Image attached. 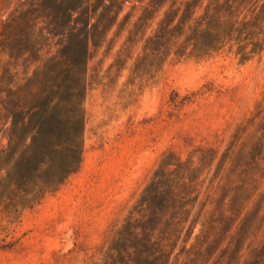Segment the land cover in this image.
<instances>
[{"label": "rangeland", "instance_id": "374dc122", "mask_svg": "<svg viewBox=\"0 0 264 264\" xmlns=\"http://www.w3.org/2000/svg\"><path fill=\"white\" fill-rule=\"evenodd\" d=\"M23 2L0 0V19L19 11L31 17ZM130 6L131 1H126L116 22ZM36 20L14 26L13 48L0 42V88L14 89L26 107L34 92L56 95L47 70L55 67L56 72L67 74L72 68L68 54L75 45L70 37H41L50 19ZM129 26L117 35L114 24L96 45L90 43L82 138L77 140L68 124V129L48 140L45 154L34 157L25 149L14 154L13 148L4 153L0 182L6 183L14 169L5 161L17 159L25 173H35V163L48 159L43 170L54 171L81 146L78 168L37 202L16 206L0 202V264H93L104 258L111 262L106 250L115 244L114 231L140 196L162 153L173 150L186 157L197 145L221 150L236 124L250 116L263 98L264 49L244 62L227 47L204 59L168 57L163 61L142 50L141 34L124 43ZM1 28L0 22V32ZM36 69L41 73L36 74ZM59 95L65 99L68 94ZM42 97L39 101L46 99ZM59 102L52 112L55 115L63 110L64 103ZM10 127L11 117L7 119L0 98V150L8 146ZM18 135L15 143L24 138L30 141L27 128L21 131L22 138ZM198 230L199 225L186 248ZM252 238L248 236L231 254L237 240L228 235L208 261L195 250L187 254L184 249L174 264H264V230L249 243ZM181 247L180 242L175 251Z\"/></svg>", "mask_w": 264, "mask_h": 264}, {"label": "trees", "instance_id": "16d2710c", "mask_svg": "<svg viewBox=\"0 0 264 264\" xmlns=\"http://www.w3.org/2000/svg\"><path fill=\"white\" fill-rule=\"evenodd\" d=\"M126 1H131L130 9L116 22ZM136 1L26 0L23 3L29 7L31 17L19 11L0 19V42L10 48L14 26L41 17L50 19V27H45L46 34L41 31V37L64 36L75 42L73 53L68 54L71 70L67 74L56 72L55 67L47 70L56 88L55 96L34 92L26 107L24 99L18 101L21 96L14 89L0 88L7 119L11 117L8 146L0 150V170L5 152L13 148L14 154L18 149L34 157L45 154L48 140L68 129V124L75 138H82L90 43L96 45L114 24L117 35L130 24L124 43L141 34L142 50L163 61L168 57L204 59L227 47L244 62L264 49V0ZM137 9L139 13L135 14ZM39 73L41 70L36 69ZM62 91L68 94L65 99L59 95ZM42 95L46 99L39 101ZM59 100L64 103L63 110L55 115L52 112L61 103ZM26 128L30 141L24 138L15 143L17 134L20 137ZM225 142L221 150L218 146L197 145L186 157L173 150L163 152L140 196L114 231L115 244L106 250L112 261L108 263L104 258L102 263L93 264H174L184 249L187 254L195 250L199 258L208 261L228 235L237 240L231 254L238 252L248 236H253L249 243L253 242L264 230V96L255 103L251 115L236 124ZM80 147L54 171L43 170L48 159L35 163V173H25L17 159L5 161L14 174L6 183L0 182V202L10 206L37 202L78 168ZM197 225L199 230L186 248ZM180 242L183 247L175 251Z\"/></svg>", "mask_w": 264, "mask_h": 264}]
</instances>
